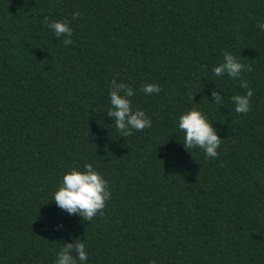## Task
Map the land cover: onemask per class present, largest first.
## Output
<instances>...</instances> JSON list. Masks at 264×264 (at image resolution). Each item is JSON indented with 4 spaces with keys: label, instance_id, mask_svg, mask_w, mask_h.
Instances as JSON below:
<instances>
[{
    "label": "trees",
    "instance_id": "obj_1",
    "mask_svg": "<svg viewBox=\"0 0 264 264\" xmlns=\"http://www.w3.org/2000/svg\"><path fill=\"white\" fill-rule=\"evenodd\" d=\"M46 17L67 21L73 43ZM260 21L264 0H0V264H54L76 239L87 264H264ZM225 52L251 71L216 77ZM113 78L149 128H115ZM241 80L247 114L230 99ZM192 107L221 138L214 159L183 146L177 118ZM86 163L112 194L89 222L51 200L62 173Z\"/></svg>",
    "mask_w": 264,
    "mask_h": 264
},
{
    "label": "clouds",
    "instance_id": "obj_2",
    "mask_svg": "<svg viewBox=\"0 0 264 264\" xmlns=\"http://www.w3.org/2000/svg\"><path fill=\"white\" fill-rule=\"evenodd\" d=\"M78 10L73 11V18L79 17ZM45 26L52 31L57 38H63L64 46L73 43L72 28L64 20H44ZM260 31H264V21L257 24ZM243 71H251V65H244L232 54L225 52L222 62L212 68L216 77L227 75L230 78H239ZM241 88L246 89L244 94H234L231 101L235 112L247 114L251 110V98L253 89L248 82L241 80ZM145 94H159L161 89L156 83H145L142 85ZM134 90L123 81L111 80L108 93L110 108L107 116L114 120L115 128L123 135H131L132 130L143 131L151 126V120L141 108H134L131 97ZM213 102H221V95L216 89L212 90ZM193 99V96H192ZM178 128L183 132V146L187 149L199 148L204 152L205 158H216L217 149L221 138L217 130L212 126L206 116L195 107L183 111L177 118ZM109 182L93 167L86 163L83 168L69 167L59 179L58 186L52 193L51 200L62 212L68 215H78L88 222L101 212L106 202L111 199ZM88 251L86 244L81 240L63 244L54 257V264H87Z\"/></svg>",
    "mask_w": 264,
    "mask_h": 264
}]
</instances>
